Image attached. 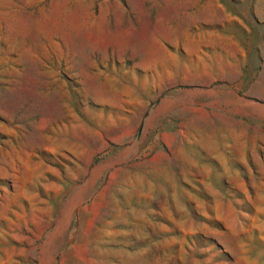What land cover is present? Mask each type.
<instances>
[{
    "label": "rangeland",
    "instance_id": "1",
    "mask_svg": "<svg viewBox=\"0 0 264 264\" xmlns=\"http://www.w3.org/2000/svg\"><path fill=\"white\" fill-rule=\"evenodd\" d=\"M0 264H264V0H0Z\"/></svg>",
    "mask_w": 264,
    "mask_h": 264
}]
</instances>
